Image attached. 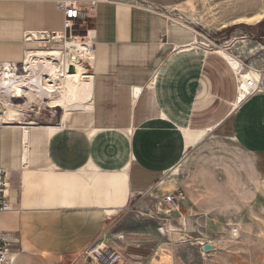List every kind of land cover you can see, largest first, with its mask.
<instances>
[{"label": "crops", "instance_id": "crops-1", "mask_svg": "<svg viewBox=\"0 0 264 264\" xmlns=\"http://www.w3.org/2000/svg\"><path fill=\"white\" fill-rule=\"evenodd\" d=\"M60 1L0 0V63H25L46 35L65 45ZM76 3L86 14L71 38L92 49L88 92L50 106L62 95L41 92L49 67L30 64L21 71L33 75L31 94L13 97L29 111L13 121L0 115L10 203L0 236L12 250L1 264H78L133 200L181 192V216L207 228L217 225L218 202L264 190V89L238 98L240 61L189 41L167 11L177 1Z\"/></svg>", "mask_w": 264, "mask_h": 264}, {"label": "rangeland", "instance_id": "rangeland-1", "mask_svg": "<svg viewBox=\"0 0 264 264\" xmlns=\"http://www.w3.org/2000/svg\"><path fill=\"white\" fill-rule=\"evenodd\" d=\"M174 1L176 7L167 11L188 27L183 25L193 35L189 41L195 38L199 47L233 51L244 69L257 70L264 76V16L257 22L234 20L259 11L264 0ZM46 36L37 46H57L66 56L64 39L55 42ZM60 80L50 95L59 92L62 98L52 99L50 106L64 98ZM2 102L0 115L5 109ZM29 108L22 110L26 113ZM218 208L221 214L216 227L205 228L202 218L182 217L178 209L170 210L157 200L141 204L133 200L127 211L81 254L78 264H89V252L98 244L119 250L120 258L114 264H264V190L257 186L234 193L233 201H220ZM166 218L172 219L168 222ZM204 240H211L216 249L203 251L200 242Z\"/></svg>", "mask_w": 264, "mask_h": 264}, {"label": "bare ground", "instance_id": "bare-ground-1", "mask_svg": "<svg viewBox=\"0 0 264 264\" xmlns=\"http://www.w3.org/2000/svg\"><path fill=\"white\" fill-rule=\"evenodd\" d=\"M263 16H264V5L257 12L249 14V15H239L234 20H242L245 22H257V21H260ZM57 36H59V34H57ZM65 38H67V36ZM65 42H66L65 52L67 53L66 56L63 55V50L39 49V50L29 53L32 55L27 56L26 61H24L25 62L24 65L27 67H29L30 64L31 65L35 64L37 66L42 65V64L48 65L49 69H48V72L46 73L47 75L44 77L43 75L40 74L41 89L43 88L41 90L42 93L46 92L47 94H50L51 91L55 88V84L57 80H59L61 74L64 73V77H65L63 81L64 97H76L80 95H85V93L88 92L87 89L90 85H89V81L85 77L86 68L84 65V61H87V59L91 60V56H92L91 44L89 41L80 39L77 36H74L73 38L71 37L67 38ZM218 50L219 52H222L224 55H226L227 58L228 57L231 58L232 60L229 59L231 62L237 65L239 64V62L233 56L230 57L229 53L227 52V49L220 47ZM53 59L57 60V62L53 61ZM62 64L65 65V68L63 69H61ZM70 64L74 65L75 70L73 72L67 70V66L69 68ZM239 66L242 67L241 64ZM61 70H63V73L61 72ZM240 74H241V79H240L241 82L239 83V87H238L239 92L237 96L239 99H243L245 97L244 92L246 90L247 78L254 77L255 79H258V78L260 79L262 78V74L254 69H244L240 71ZM40 76H38V78ZM32 79H33V75L29 71L28 73H25L24 77L21 79H12L10 77H7V80H6L7 83H3L2 79H0V86L6 85L7 89L11 87L14 92L12 96L20 97L21 95H23L25 88L30 86V84L32 83L31 82ZM28 90L26 92H28V94L29 93L31 94V91H30L31 89L29 88ZM4 97H5L3 99L5 101L4 102L5 109L3 110L4 118L9 121L19 120L20 116L24 113L22 108H26L29 105L27 103L20 102L22 104L21 105L22 107H18L17 105L18 101L15 103L14 102L12 103V101L9 100L8 96L5 95ZM167 211L168 209L164 210V212H167Z\"/></svg>", "mask_w": 264, "mask_h": 264}, {"label": "built area", "instance_id": "built-area-1", "mask_svg": "<svg viewBox=\"0 0 264 264\" xmlns=\"http://www.w3.org/2000/svg\"><path fill=\"white\" fill-rule=\"evenodd\" d=\"M94 1L90 3L93 5ZM59 6L64 11V30L61 33L64 37L72 36L71 29L74 26L75 18L83 17L86 12L81 8L76 0H61L59 2ZM66 31H69V35H66ZM21 69H25L24 63L17 62H1L0 63V79H2L3 83H7V77L12 79H21L24 77V73H22ZM68 70V66H67ZM239 68L237 73V88L239 87V83L241 82V74ZM5 74V75H4ZM5 78V79H4ZM6 86V85H5ZM0 86V109L3 104L4 96H8L10 101L13 100V90L11 87L7 89V86ZM264 89V76L262 78L255 79L254 77L247 78L245 97L251 94L257 93ZM237 92H239L237 90ZM9 178L8 172L5 166L0 164V211H6L10 209L9 196ZM143 195V194H141ZM145 195V194H144ZM182 194L181 192L176 193L175 191L167 192L161 197H158L157 203L159 205L165 204L171 209H178L179 204L181 202ZM169 210V209H168ZM94 247L92 252H89V264H114L120 258L119 250L113 246H99ZM85 252V250L83 251ZM11 239L7 236H0V264L11 256Z\"/></svg>", "mask_w": 264, "mask_h": 264}, {"label": "water", "instance_id": "water-1", "mask_svg": "<svg viewBox=\"0 0 264 264\" xmlns=\"http://www.w3.org/2000/svg\"><path fill=\"white\" fill-rule=\"evenodd\" d=\"M66 35H69L68 31H66ZM68 70L73 72L75 70L74 65L70 64ZM201 248H202L203 251L208 252V251H211V250H215L216 246L214 244H211L210 242H205V243L202 244Z\"/></svg>", "mask_w": 264, "mask_h": 264}]
</instances>
